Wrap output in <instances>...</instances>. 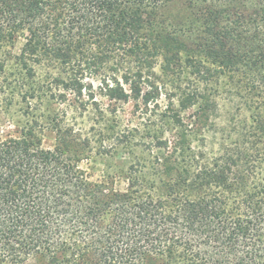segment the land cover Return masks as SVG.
<instances>
[{
  "label": "trees",
  "instance_id": "16d2710c",
  "mask_svg": "<svg viewBox=\"0 0 264 264\" xmlns=\"http://www.w3.org/2000/svg\"><path fill=\"white\" fill-rule=\"evenodd\" d=\"M246 1L0 0V48L17 49L4 53L22 66L28 59H59L63 75L48 76V90L68 80V93L80 97L91 88L85 75L95 73L109 99L131 98L137 106L148 105L164 87L155 73L159 57L164 75L177 76L187 64L199 80L211 69L200 60L182 61L181 54L205 55L218 73L237 77L232 94L258 100L264 80L255 75L245 82L237 66L241 59L264 62V38L257 32L264 26V0ZM169 3L185 8L207 36L186 40L158 28L157 13ZM229 23L253 28V40L234 41ZM111 59H122L121 68L106 66ZM26 85L20 78L15 87L21 92ZM142 85L149 89L146 98ZM35 92L28 88L21 99ZM195 96L178 95L189 108L200 104ZM173 110L181 134L155 142L159 154L147 148L145 157L120 165L107 163L98 150L90 157L70 127L56 130L51 149L42 146L31 119L13 130L0 127V264H264V186L238 189L250 175L235 171L238 149L224 147L206 163L204 152L185 138L203 128L206 107L198 105L185 120ZM254 142L245 158L255 157ZM97 157L105 163L95 177L80 164Z\"/></svg>",
  "mask_w": 264,
  "mask_h": 264
},
{
  "label": "rangeland",
  "instance_id": "374dc122",
  "mask_svg": "<svg viewBox=\"0 0 264 264\" xmlns=\"http://www.w3.org/2000/svg\"><path fill=\"white\" fill-rule=\"evenodd\" d=\"M251 3L252 0H247L245 4L248 6ZM156 21L158 28L182 39H203L207 36L201 25L190 18L188 11L177 4H166L164 9L157 13ZM229 26L235 32L234 41L247 44L253 40V28L238 29L231 23ZM257 32L264 38V26H259ZM240 35L245 39L238 37ZM9 50L7 45L0 48V121L5 122L0 125L2 131L13 130L17 125L31 119L37 123L42 146L51 149L55 145L56 130L59 127H70L81 134L84 151L88 152L90 157L94 158L95 151L98 150L105 156L107 163L120 165L127 164L128 160L133 161L137 157H145L147 148H150L152 155L159 154L160 150L153 145L155 142L172 140L176 134H181L180 126L175 125L172 119L173 109L180 110L182 119L185 120L190 112L200 105L208 109V118L200 131L185 132V138L195 149L204 152L206 163H211L221 155L224 147L238 149L235 171L239 176L247 175V171L250 174L245 182H238V189L253 190L264 186V98L249 100L246 96L244 98L232 94L230 90L234 91L235 85L238 84L235 82L237 77L231 81L227 74L218 73V70H215L218 66L212 64L211 59L205 55L190 58L184 53L181 54L182 61L191 63L193 59L200 60L205 67L211 69L199 80L193 73V67L187 64L177 76L164 75L159 68V57L155 73L161 78L160 83L164 87L158 88L157 96L153 94V98H149L148 105L137 106L131 98L125 102L109 99L102 87L101 76L95 73L85 75L83 83L91 82V88H84L80 97L68 93V80H63L56 90H48L45 88L47 77L63 75L60 60L28 59L22 66L20 59L5 56L4 52ZM12 51L11 49V53L16 52L17 49ZM259 60L257 65H249L246 59L240 60L237 68L245 82L251 81L255 75L264 80V62L260 63ZM114 63H118L121 68L122 59L108 60L106 66H115ZM246 64L249 67H246ZM23 67L30 69L27 74L31 75V78L24 77ZM20 78L27 83L21 92L15 87ZM123 85L127 93L132 95L129 86ZM28 88L36 90V96L23 101L21 95ZM53 91L63 96L52 98ZM141 92L144 98L149 96V89L145 85H142ZM179 92L185 97L190 94L191 98H195V93H198L200 104L189 108L185 100L181 102L183 96L178 97ZM143 97L140 94L139 99L143 101ZM38 127H41L40 130ZM253 142L257 153L255 157L245 158L242 153L251 152ZM105 159L97 157L95 162L83 161L80 166L97 177L104 170ZM143 170L150 171L147 166ZM149 177L152 175L149 174ZM123 186V182L118 183V188ZM22 264L43 263L28 260Z\"/></svg>",
  "mask_w": 264,
  "mask_h": 264
}]
</instances>
